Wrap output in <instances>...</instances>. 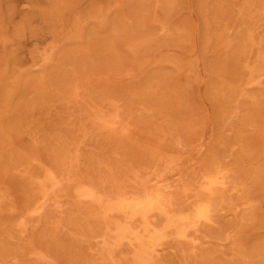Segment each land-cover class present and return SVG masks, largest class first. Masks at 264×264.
<instances>
[{"label":"rangeland","instance_id":"374dc122","mask_svg":"<svg viewBox=\"0 0 264 264\" xmlns=\"http://www.w3.org/2000/svg\"><path fill=\"white\" fill-rule=\"evenodd\" d=\"M0 264H264V0H0Z\"/></svg>","mask_w":264,"mask_h":264},{"label":"bare ground","instance_id":"6f19581e","mask_svg":"<svg viewBox=\"0 0 264 264\" xmlns=\"http://www.w3.org/2000/svg\"><path fill=\"white\" fill-rule=\"evenodd\" d=\"M96 201H97V199H96ZM98 201H99V200H98ZM97 203H98V202H97ZM98 204H99V203H98ZM98 204H97V205H98ZM151 206H152V205H151ZM98 208H99V207H98ZM40 211H41V210H40ZM112 252H113V251H112Z\"/></svg>","mask_w":264,"mask_h":264}]
</instances>
